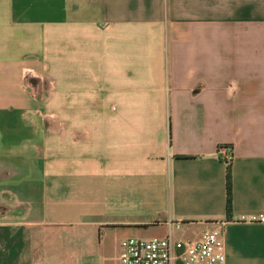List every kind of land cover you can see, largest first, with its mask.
<instances>
[{"label":"crops","instance_id":"0c3cea01","mask_svg":"<svg viewBox=\"0 0 264 264\" xmlns=\"http://www.w3.org/2000/svg\"><path fill=\"white\" fill-rule=\"evenodd\" d=\"M261 218L264 0H0V264L168 221L264 264Z\"/></svg>","mask_w":264,"mask_h":264},{"label":"built area","instance_id":"2783aa9c","mask_svg":"<svg viewBox=\"0 0 264 264\" xmlns=\"http://www.w3.org/2000/svg\"><path fill=\"white\" fill-rule=\"evenodd\" d=\"M222 159L232 162V148L229 145L218 147ZM242 221H255V217L240 218ZM261 221L264 218L260 219ZM168 233L164 237H127L120 243V264H225L226 257L222 250L224 225L218 223L213 229L204 232L200 238H178L180 222L165 223Z\"/></svg>","mask_w":264,"mask_h":264},{"label":"rangeland","instance_id":"374dc122","mask_svg":"<svg viewBox=\"0 0 264 264\" xmlns=\"http://www.w3.org/2000/svg\"><path fill=\"white\" fill-rule=\"evenodd\" d=\"M52 228L55 234L71 233L75 229L74 227H70V226H54ZM180 231H178L176 235L178 238L192 237V238L197 239L196 237H193L191 234L184 235ZM154 236L164 237L162 234H156ZM127 237L150 238L153 236H144V235L124 236V235H118V232H117L115 233V235H113L112 242H114V244L117 242L120 244V242ZM100 240H101V245H102L103 244L102 232H100V234L95 236V241H94L95 246L100 243ZM55 243L56 242H54V244ZM51 244H53V242H51L50 240L46 242L47 252L43 259V264H99L98 257L96 254H95L96 256L95 255L87 256L85 254L83 243L81 241L79 242L78 251L73 248L71 249L69 248L67 249L66 252L62 251L61 253L57 247L55 248L53 247V252L51 253V246H50ZM95 250L99 252L100 248L95 247ZM117 255H119V252L118 253L115 252V247H113L111 250H108L106 253L105 259H104V264H119V261H117Z\"/></svg>","mask_w":264,"mask_h":264},{"label":"trees","instance_id":"16d2710c","mask_svg":"<svg viewBox=\"0 0 264 264\" xmlns=\"http://www.w3.org/2000/svg\"><path fill=\"white\" fill-rule=\"evenodd\" d=\"M231 163L226 167L225 175V187H226V196H225V212H226V221H231L232 215V177H231Z\"/></svg>","mask_w":264,"mask_h":264}]
</instances>
